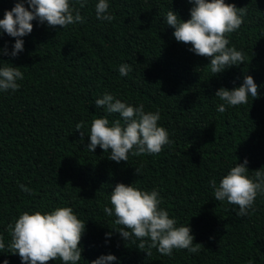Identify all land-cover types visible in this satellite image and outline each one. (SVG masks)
I'll return each mask as SVG.
<instances>
[{
  "label": "trees",
  "instance_id": "trees-1",
  "mask_svg": "<svg viewBox=\"0 0 264 264\" xmlns=\"http://www.w3.org/2000/svg\"><path fill=\"white\" fill-rule=\"evenodd\" d=\"M17 2L0 0V19ZM225 2L247 8L240 29L228 37L229 46L246 60L216 76L206 66L210 59L177 42L167 25L170 10L190 19L188 0H109L111 22L97 19L98 0H88L79 9L83 23L63 29L32 21L33 31L19 38L24 50L15 57L17 38L0 30V68L20 67L24 74L19 90L0 91V235L5 243L0 264H23L8 249V225L25 211L57 207H72L86 223L78 264L109 254L117 257L113 264H264V195L257 196L248 215L239 216L238 206L217 201L209 184L213 178L219 184L245 159L249 176L264 168V0ZM125 63L132 71L121 76L118 69ZM247 75L258 85V97L219 112L223 102L216 91L241 86ZM105 93L132 106L143 104L145 112L159 111L158 123L171 143L158 155L129 154L119 163L108 158L111 150H87L95 118L107 115L110 122L123 123L118 113L96 107ZM81 121L83 141L76 130ZM119 183L158 190L161 207L177 226L191 227L201 250L165 256L152 249L148 257L134 236L122 238L115 216L103 212Z\"/></svg>",
  "mask_w": 264,
  "mask_h": 264
},
{
  "label": "clouds",
  "instance_id": "clouds-1",
  "mask_svg": "<svg viewBox=\"0 0 264 264\" xmlns=\"http://www.w3.org/2000/svg\"><path fill=\"white\" fill-rule=\"evenodd\" d=\"M25 2L31 10L26 8ZM88 0H18L15 6L5 11L0 19V30L10 37L17 38L11 55L17 56L24 50V41L19 39L33 31L34 20L41 24L47 22L50 27L83 23L84 17L79 9L84 8ZM193 7L190 19L182 20L177 13L170 10L166 14L168 26L174 28L173 36L177 42L191 45L190 51L198 56L210 59L206 65L213 76H216L233 65L245 62L246 56L230 45V34L238 31L247 15V8H238L235 3L225 0H188ZM79 5V8L76 7ZM109 0H98L95 4L97 19L111 22L115 19L109 11ZM7 54L6 49L4 50ZM119 74L127 76L132 71L131 65L119 66ZM24 74L20 67L4 66L0 68V91L15 92L21 85ZM249 96L258 97V85L251 75L244 78L241 86L231 90L221 87L215 93L220 103L217 110L223 113L227 107L246 105ZM97 108H104L108 114L118 113L123 120H109L108 116L95 118L90 127V144L87 150L95 152L99 146L109 152V159L117 163L128 161L132 156L158 155L164 146L171 143L169 132L159 125V111L145 112L144 105L132 106L112 94L105 93L95 101ZM84 121L76 124L81 141L85 136L82 131ZM249 161L244 160L231 167L219 184L215 178L209 181L214 189L217 201H227L239 208L237 215L246 216L253 209L258 195H264V168L254 171L249 176ZM137 174H139V169ZM25 192L31 189L20 185ZM163 198L158 190H142L134 184L119 183L110 195L111 207L105 205L103 212L115 216L114 223L122 238L129 241L134 236L140 243L137 247L149 256L152 249L165 256H172L173 250L187 249L198 253L202 244L194 243L195 237L188 226H177V220L170 218L169 212L161 207ZM86 231V223L78 218L72 207H57L49 212H23L14 223L8 225L11 237L8 249L19 254L23 264H49L59 260L62 264H78L82 258L81 240ZM111 236L112 233L107 234ZM5 249L4 238L0 235V250ZM115 255H102L91 264H113ZM4 264H8L5 260Z\"/></svg>",
  "mask_w": 264,
  "mask_h": 264
}]
</instances>
